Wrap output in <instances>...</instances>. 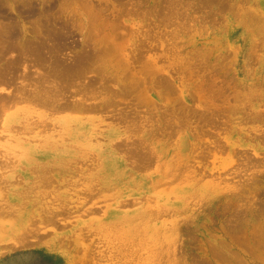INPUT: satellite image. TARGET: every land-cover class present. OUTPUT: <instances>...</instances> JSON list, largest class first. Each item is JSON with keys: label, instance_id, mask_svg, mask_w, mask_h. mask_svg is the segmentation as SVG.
<instances>
[{"label": "rangeland", "instance_id": "obj_1", "mask_svg": "<svg viewBox=\"0 0 264 264\" xmlns=\"http://www.w3.org/2000/svg\"><path fill=\"white\" fill-rule=\"evenodd\" d=\"M0 264H264V0H0Z\"/></svg>", "mask_w": 264, "mask_h": 264}, {"label": "bare ground", "instance_id": "obj_2", "mask_svg": "<svg viewBox=\"0 0 264 264\" xmlns=\"http://www.w3.org/2000/svg\"><path fill=\"white\" fill-rule=\"evenodd\" d=\"M9 40H12V38H9ZM43 47V46H42ZM56 58V57H55ZM56 59H58V58H56ZM54 62V61H53ZM58 62V61H57ZM81 62V61H80ZM62 63V62H61ZM58 64H60V63H58ZM81 64V63H80ZM79 64V65H80ZM61 65V64H60ZM77 67H75V69H76ZM83 67H81V69H82ZM74 68H73V70H75ZM54 70V69H53ZM62 70V69H61ZM55 71H57V70H55ZM63 71V70H62ZM84 71V70H83ZM60 75H63V77H66V76H69V75H71V73L69 72V70L68 69H65L63 72H59V73H57L56 72V75H55V77L58 79V81H59V77L58 76H60ZM80 78V77H79ZM73 79H75V78H73ZM60 81H62V80H60ZM74 81V80H73ZM79 81H81L80 79H79ZM51 90V89H50ZM51 91H53V90H51ZM80 93V92H79ZM56 94V93H55ZM64 95V94H63ZM44 96V95H43ZM52 96H55V95H52ZM57 97L58 96H60V95H56ZM46 97V96H45ZM44 97V98H45ZM61 97V96H60ZM41 98H43L42 96H41ZM47 98V97H46ZM51 98V97H50ZM53 98V97H52ZM51 98V99H52ZM55 98V97H54ZM57 100H58V98H56ZM50 100V99H49ZM55 100V99H54ZM45 101H47L48 102V100H45ZM45 103L46 105H48V103ZM50 102V101H49ZM60 107V106H59ZM65 109H66V107H65Z\"/></svg>", "mask_w": 264, "mask_h": 264}]
</instances>
